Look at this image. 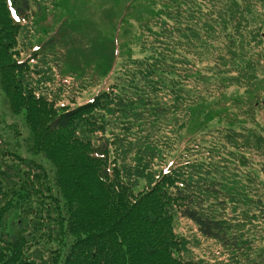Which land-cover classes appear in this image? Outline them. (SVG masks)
Masks as SVG:
<instances>
[{
    "label": "trees",
    "instance_id": "trees-1",
    "mask_svg": "<svg viewBox=\"0 0 264 264\" xmlns=\"http://www.w3.org/2000/svg\"><path fill=\"white\" fill-rule=\"evenodd\" d=\"M9 3L19 16H26L29 0ZM257 4L264 7V0H160L157 10L162 15L152 22L155 28L145 22L149 19L140 22L143 33L136 40L145 51L143 56L123 63L113 82L89 100L58 108L55 99L38 90L39 79L32 84L27 59H16L17 30L30 29L33 16L25 23L13 22L5 0H0V87L13 112L23 115L31 136L28 150L52 164L55 187L69 209L66 227L72 237L58 264H198L179 254L182 240L178 241L180 235L172 228L174 213L192 222L199 236L217 241L226 253V257L218 252L199 254L202 260L220 261L222 256L221 264H264V250L257 259H250L252 237L239 232L234 215L248 194L246 184L252 186L253 194L264 196L263 181L254 171L242 174L236 169L248 163L264 165V134L254 120L256 105L264 103V97L225 92L229 83L247 87L243 91L256 90L261 83L256 63L264 59V31L248 28L250 20L244 16L248 13L262 22ZM222 5L231 6L226 17L219 8ZM186 8H190L187 13ZM230 16H236L233 27L240 39H227L236 45L231 52L226 42V52L236 72L224 76L222 69H230L215 56V69L207 74L201 60L212 40L220 36L213 34L216 24L224 28ZM245 31L248 38H244ZM23 34L30 35L28 31ZM55 36H48L35 53L51 48L52 54H58L75 48L73 37L68 38L62 29ZM104 39L109 40L106 52L92 51L102 75L115 64L121 43L127 41L108 35ZM153 102H161L163 109L182 111L178 119L170 116L172 120L162 124L169 127L170 136L168 130L163 135L158 131L156 115L135 116ZM107 122L127 131L131 127L144 130L142 143L137 142L129 155L142 158L133 171L124 160L128 150L123 149L130 144L124 141L119 147L124 134L106 129ZM182 133L178 155L167 164L160 163L158 159ZM248 151L259 157L254 163L245 156ZM229 164L231 172H226L224 166ZM36 167L40 171L29 174L39 183L44 173L40 165ZM18 174L14 163L0 169V199L14 192L12 177ZM142 174L145 182L134 192L129 177ZM27 180L30 184L29 175ZM216 202L221 203V212ZM3 207L0 202V220ZM25 207L23 203L19 213L14 210L7 232L0 234V264H48L44 249L31 246L28 236L35 223L24 216ZM225 208L230 215L225 216ZM63 225L61 219L60 228ZM263 225L260 222L259 227Z\"/></svg>",
    "mask_w": 264,
    "mask_h": 264
},
{
    "label": "rangeland",
    "instance_id": "rangeland-1",
    "mask_svg": "<svg viewBox=\"0 0 264 264\" xmlns=\"http://www.w3.org/2000/svg\"><path fill=\"white\" fill-rule=\"evenodd\" d=\"M159 1L29 0L28 10L25 11L26 16H19L10 6L9 0H5L8 15L13 22L20 21L21 23H25L30 20L31 16L34 18L28 22L30 29L18 28L17 30V42L15 44V48H17L15 49L17 50L16 59H27L29 65L26 71L27 76L32 79V84H35V78L39 79V83L36 84L38 90L48 98L55 99V104L58 108L65 105L73 106L89 100L96 91L107 87L109 83L113 82L123 63L129 64V61L134 57L139 58L143 56L145 51L140 48V42L136 40L143 33V27L140 22L149 19L145 22L155 28V24L152 22H156V17L162 15L161 11L157 10ZM195 1L198 3V0ZM258 6L262 9V22L248 13H244V16L250 20L248 28L259 27L264 31V7ZM230 7V5L219 6L222 16L226 17L230 14ZM203 10L204 8L202 7L200 11L202 12ZM189 11L190 8H186V13ZM234 19H236V16H230L224 28L216 24L213 34L220 36L212 40L211 47L207 48V52L204 53V58L201 60L203 72L207 74L212 73V69H215L213 67L215 56L224 60L227 64V70L230 69L227 72H224L222 69L224 76L232 75L236 72L237 66L230 63L233 58L226 52L228 50L226 45L227 39L232 38L235 42L240 39L239 34L235 32L233 27ZM61 29L68 38L73 37L75 48L61 51L58 54H52L50 52L51 48H45L43 50L45 52L35 53V49L39 44H42L51 34L57 36ZM26 31L30 35L24 36L23 33ZM145 33L147 36L149 35L147 32ZM106 35L115 37L116 41L123 39L127 41L121 43V49H119L115 64L110 67L105 75H102L99 71L101 68H98L97 61H95L96 56L92 51L106 52L107 44H109V40L104 39ZM244 38H248L247 31L244 33ZM235 45L236 43L230 45L228 42L231 52L234 50ZM195 50L198 51L199 48H195ZM31 54H34V57ZM94 63L96 64L94 65ZM256 64L257 76L261 78L258 88L252 91H243L247 87L241 86L236 88L235 85L229 83L225 90L226 95H231L232 92L238 91V94L243 98L246 95L252 98L256 93H259L258 99L264 97V59L260 57ZM222 74L217 76L222 77ZM114 75L116 76L114 77ZM137 83L140 82L138 81ZM125 84H127L126 79ZM163 92L172 95L169 91L164 90ZM161 105V102H153L151 106L148 105L135 116L141 117L150 115L151 113L156 115L157 126L160 127L158 131L163 135L169 127H163L162 124L167 125L168 121L172 120L170 116L175 115V119H178V115L182 111L180 112L179 109H163ZM256 109L257 113L254 116V120L259 123L258 130L264 134V103L256 105ZM103 110L100 109L99 112ZM116 114L117 112L111 115L114 116ZM111 115L107 114V116ZM131 117L127 119L129 120ZM120 118L122 119V117ZM117 119L120 122L121 119ZM146 124L151 125L148 122ZM105 127L119 134H124V139L126 138V140L123 139L118 144L121 148L124 145V141H128L130 144L127 145L128 148L123 149L125 151L128 150L124 160L133 171L136 164L141 163L142 158H129V155L134 152V146L137 142L142 143L144 130L136 131L138 129L135 127H129L130 130L127 131L123 128H118L117 125L111 127L109 122L106 123ZM152 127L156 128V125L153 124ZM147 128L151 127L147 126ZM120 131L123 133H120ZM166 134L170 136L172 133L168 130ZM177 138L173 141L172 145L168 146L166 154L158 159L160 163L167 164L178 155V151L182 148L184 142L183 133L182 137ZM30 141V132L24 123L23 115L13 112L4 91L0 87V169L10 163L16 164L19 169V174L12 177L14 180L12 184L14 192L8 193L7 196H3L0 199L1 206H4L2 208L4 214L0 220V234L7 232L8 227L6 224L8 220L13 217L14 210L17 209L19 213L20 207L24 203L26 205L23 212L24 216L35 223L34 230H31V234L28 236L31 246H41L44 249L43 256L47 258L48 264H58L72 237V234H70L69 229L66 227L69 209L65 207V201L55 187L52 164L41 154H33L28 150ZM244 154L252 161L259 158L254 152L248 151ZM119 160L120 156L117 157V161ZM36 164L41 166L44 173L39 183L34 178V175L29 174L30 170L40 171L36 167ZM254 164L260 166V168ZM254 164L238 165L236 169L242 174L254 171L258 180L263 181L260 188H264V165L260 163ZM153 167L156 168V166ZM224 167L226 172H231L232 165L229 164ZM28 175L31 179L30 184L27 180ZM129 178L133 182L132 190L135 192L143 186L146 177L142 174L140 176L131 175ZM242 183H245V180ZM245 188L248 194L243 199V203L240 204L239 209L234 211V215L238 229L241 230L239 232L247 234L249 238L252 237V241L249 242L251 243L249 244L251 253L248 250V255L252 260L257 259L258 252L264 250V225L261 228L259 227L260 222H264V196L258 197L253 194L251 190L252 186L249 183L245 185ZM216 203V210L221 212V203ZM243 211L247 212L246 215L243 214ZM224 213L225 216H228L231 212L228 208H225ZM61 219H63L64 224L62 228L59 226ZM27 226L29 227L30 223ZM172 228L180 235V237H177L178 241L182 240L179 254L184 258L197 260L198 264H221L223 257H226L225 251L217 241L199 236L192 222L179 214H173ZM247 236L245 238H248ZM210 252L223 253V257H218L220 261L202 260L200 258L199 254L208 256ZM241 264L245 263L241 262Z\"/></svg>",
    "mask_w": 264,
    "mask_h": 264
}]
</instances>
